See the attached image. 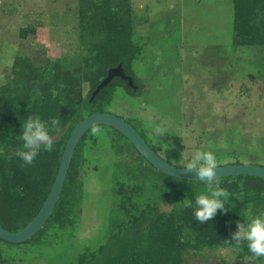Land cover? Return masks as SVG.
<instances>
[{
    "label": "rangeland",
    "instance_id": "374dc122",
    "mask_svg": "<svg viewBox=\"0 0 264 264\" xmlns=\"http://www.w3.org/2000/svg\"><path fill=\"white\" fill-rule=\"evenodd\" d=\"M133 5L142 19L136 33L143 52L132 69L147 88L136 97L119 87L107 112L125 119L175 166L184 168L204 150L215 154L218 166L264 167V46H234L233 1L133 0ZM77 12V0H0V85L18 56L64 61L72 68L79 47ZM36 21L42 23L37 35L20 39V30ZM158 125L167 129L162 137L153 132ZM100 128L101 134L90 131L86 141L83 198L73 226L52 227L19 245L2 242L0 264H76L83 253L98 250L121 217L114 205L117 181L141 186L138 202L162 210L207 191L205 182L138 174L113 145L111 127ZM229 194L223 214L241 223L261 216L243 197ZM248 255V247H212L188 252L185 262L241 264ZM254 264H264V257Z\"/></svg>",
    "mask_w": 264,
    "mask_h": 264
},
{
    "label": "trees",
    "instance_id": "16d2710c",
    "mask_svg": "<svg viewBox=\"0 0 264 264\" xmlns=\"http://www.w3.org/2000/svg\"><path fill=\"white\" fill-rule=\"evenodd\" d=\"M232 1L234 46H264V0ZM77 2L79 47L74 66L66 68L69 65L64 61L36 62L29 56H18L5 76V83L0 85V221L12 233L23 230L44 205L75 126L87 116L107 112L119 87L130 91L116 78L90 102L108 70L122 64L134 77L133 63L143 52L136 33L138 20L142 19L135 13L133 0ZM41 26L38 21L28 24L20 30L19 38L36 36ZM86 87H89L88 95ZM30 115H38L46 123L60 119L59 130L51 129L49 123L52 136L63 129L66 131L53 142L52 151L42 147L34 162L25 164L16 152L23 147V123ZM110 129L115 133L113 145L120 148L116 151L129 157L130 166L138 174L161 173L120 132ZM89 133L76 149L52 216L32 240L52 227L63 230L73 226L74 213L83 198L85 145ZM220 186L243 197L252 206L251 210L264 215V179L226 178L220 180ZM142 192L141 186L130 181L116 182L114 205L121 217L112 225L107 242L95 252L83 253L76 264H186L188 252L212 247H247L246 242L236 246L231 241L237 231L236 215H225L218 210L212 220L201 224L194 216L196 198L189 200L192 207L184 203L162 210L156 204H140L138 198Z\"/></svg>",
    "mask_w": 264,
    "mask_h": 264
},
{
    "label": "water",
    "instance_id": "95a60500",
    "mask_svg": "<svg viewBox=\"0 0 264 264\" xmlns=\"http://www.w3.org/2000/svg\"><path fill=\"white\" fill-rule=\"evenodd\" d=\"M117 77L127 81L129 86H133V79L126 75L123 65L120 64L108 70L107 76L93 92L90 102H92L97 95ZM93 123L97 126L111 127L120 132L128 139L137 152L161 173L179 180L202 182L198 181L194 173H186L182 167L175 166L157 155L138 131L125 119L109 112L92 114L81 120L71 132L63 151L57 176L39 213L23 230L16 233L7 231L0 221V239L2 241L15 245L23 244L31 241L44 228L60 200L76 149L84 136L91 131ZM65 131L66 129H63L53 135L54 142L59 140L64 135ZM218 168V178L220 180L240 176L264 179L263 166L244 163L222 165L218 166Z\"/></svg>",
    "mask_w": 264,
    "mask_h": 264
},
{
    "label": "clouds",
    "instance_id": "9594fccd",
    "mask_svg": "<svg viewBox=\"0 0 264 264\" xmlns=\"http://www.w3.org/2000/svg\"><path fill=\"white\" fill-rule=\"evenodd\" d=\"M51 129L59 130L60 119L54 118L46 123L36 115H30L23 123L22 149L16 152L25 164H32L43 147L45 151L53 150L54 137L50 135ZM93 135L101 134V128L93 123L91 127ZM156 136H164L167 129L163 125H158L153 129ZM186 173H194L198 181L205 182L207 191L196 196L194 216L201 224L212 220L218 210L225 213V202L230 194L220 186L218 178V161L212 151L197 150L190 160L184 165ZM188 207H192L190 201ZM231 241L236 246L242 242L247 243L250 255L243 257L241 264H254V262L264 257V215L251 218L247 223L237 222V231L232 234Z\"/></svg>",
    "mask_w": 264,
    "mask_h": 264
},
{
    "label": "flooded vegetation",
    "instance_id": "af4514ba",
    "mask_svg": "<svg viewBox=\"0 0 264 264\" xmlns=\"http://www.w3.org/2000/svg\"><path fill=\"white\" fill-rule=\"evenodd\" d=\"M124 68V67H123ZM133 70V69H132ZM124 71H125V73H126V75L127 76H129V77H131L132 79H133V86H129V84H128V82L127 81H125V80H123V79H121V78H119V77H117L118 79H120V80H122L126 85H127V87L129 88V90H130V92L134 95V96H136V97H139V96H141L145 91H146V88H147V85L146 84H144V82H142L141 81V79L139 78V77H137L134 73H133V75H134V77H135V79H134V77L132 76V75H129L127 72H126V70L124 69ZM116 79V78H115ZM136 80H137V83H136ZM130 124V123H129ZM99 127V126H98ZM136 129V128H135ZM137 130V129H136ZM138 131V130H137ZM90 132V131H89ZM138 133L142 136V138L147 142V144L150 146V148L156 153V151L153 149V147L148 143V141L146 140V138L144 137V135H142L139 131H138ZM88 134V133H87ZM85 137V136H84ZM137 151V150H136ZM157 154V153H156ZM157 155H159V154H157ZM160 156V155H159ZM161 157V156H160ZM162 158V157H161ZM149 163V162H148ZM2 242H4V241H2ZM2 242H0V250H2V246H1V243ZM30 242V241H29ZM4 243H6V242H4ZM27 243V242H26ZM9 244V243H8ZM15 245V244H14ZM16 245H19V244H16ZM3 264H5V263H3Z\"/></svg>",
    "mask_w": 264,
    "mask_h": 264
}]
</instances>
